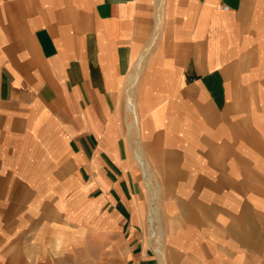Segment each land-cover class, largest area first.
I'll use <instances>...</instances> for the list:
<instances>
[{
    "label": "crops",
    "instance_id": "crops-1",
    "mask_svg": "<svg viewBox=\"0 0 264 264\" xmlns=\"http://www.w3.org/2000/svg\"><path fill=\"white\" fill-rule=\"evenodd\" d=\"M0 264H264V0H0Z\"/></svg>",
    "mask_w": 264,
    "mask_h": 264
},
{
    "label": "bare ground",
    "instance_id": "bare-ground-1",
    "mask_svg": "<svg viewBox=\"0 0 264 264\" xmlns=\"http://www.w3.org/2000/svg\"><path fill=\"white\" fill-rule=\"evenodd\" d=\"M132 79H135V75H134V77H132ZM131 79V80H132ZM134 84H133V82H132V84H131V89H130V92L131 93H134V91H136V90H134ZM135 95V94H134ZM134 97V96H133ZM130 102V101H129ZM131 103V102H130ZM129 109H130V111H133V112H135L136 111V105L134 104V105H130L129 106ZM136 117V122H134V126L135 127H137V124H138V118H137V115L135 116Z\"/></svg>",
    "mask_w": 264,
    "mask_h": 264
}]
</instances>
